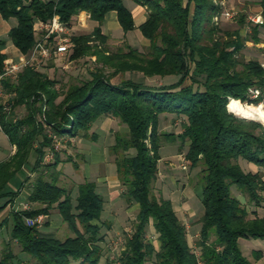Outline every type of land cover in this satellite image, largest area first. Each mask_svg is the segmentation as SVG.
<instances>
[{
  "label": "trees",
  "instance_id": "1",
  "mask_svg": "<svg viewBox=\"0 0 264 264\" xmlns=\"http://www.w3.org/2000/svg\"><path fill=\"white\" fill-rule=\"evenodd\" d=\"M132 1L147 9L138 29L149 43L140 49L123 41L113 51L106 46L108 37L100 25L105 14L114 10L124 33L135 27L123 0H0V15L16 20L8 36L22 54L36 42L34 22L57 15L69 25L73 15L87 11L97 25L89 34L72 35L73 46L65 54L73 60L94 55L100 64L62 90L41 70L44 62L38 67H21L14 81L9 76L2 78L3 90L11 96L6 102L0 97V125L15 151L0 162V198L10 197L0 209L16 194L4 190L10 176L31 152L36 154L32 168L36 175L27 196L31 207L9 214V235L20 250L15 253L7 247L0 264H99L100 232L102 227H110L102 217L103 198L94 180L63 182V164L71 163L77 169V163L68 155L59 157L54 140L64 136L96 140V133L89 130L105 115L117 118L128 129L127 135L115 133L109 151L125 202L137 204L132 232L117 257L118 264H254L241 250L239 240L264 239V215L257 211L264 205V179L259 170L246 169L243 163L264 168V125L230 112L227 104L230 98L246 103L264 98V66L257 57L246 60L242 54L246 41L256 46L261 40L264 23L236 13L238 28L244 23L249 26L242 36L238 29L227 31L219 23L225 18L222 0ZM259 4L264 16V0ZM5 58L0 50V73ZM125 72L170 80L161 85L132 77L111 82L113 76ZM254 89L259 90L255 98L251 97ZM21 105L26 112L16 117L14 108ZM161 115L180 117L181 131H160ZM177 140L187 142L189 167H199L198 255L188 244L185 226L170 198L156 186L161 146ZM46 149L52 157L43 162ZM232 187L246 198L244 203ZM53 209L71 232L62 239L24 220L49 215ZM149 225L157 234L158 248L146 237ZM253 252L259 260L262 250Z\"/></svg>",
  "mask_w": 264,
  "mask_h": 264
},
{
  "label": "rangeland",
  "instance_id": "2",
  "mask_svg": "<svg viewBox=\"0 0 264 264\" xmlns=\"http://www.w3.org/2000/svg\"><path fill=\"white\" fill-rule=\"evenodd\" d=\"M222 1L225 4V0H222ZM242 6L241 5H239V7L231 6L230 8V5H226V6L224 5V8L222 9V11L224 12V10L233 9L236 13H244L246 15L247 20H249L248 19L249 16L256 15L255 12L252 10V6H254V2L251 1L249 3H246L245 6L243 7ZM235 17L236 16L229 18V19L224 18L219 23L221 24V26H223V29L227 31H233L236 29L239 30L242 27L238 28L235 22ZM123 41H126V40H122V39L113 40L112 39L106 42V46L108 47L109 50L114 51L119 45L123 43ZM97 44L98 42L96 41V45ZM137 45L140 46V49H144L148 44L142 45L137 42ZM97 46H99V44ZM242 54H243V58L246 60L252 57H257V59L261 62V65L262 63H264V50H262V46L261 47L254 46L253 43L246 44L245 48L242 51ZM68 56L69 54H64L60 56V58L52 57L50 60L46 61L43 64L44 66L42 69H41V66L39 68L48 77H50L51 79H54L55 82L57 83L56 86L57 87L60 86L61 90L65 88L66 85H68L69 83H75L81 79H84L85 77L88 76L89 71L93 70L96 66L97 67L100 66V64H98V62L95 61L94 55H87L77 60H73ZM105 72L107 74L110 71L109 69H106ZM130 77H132L134 80H143V82L153 84V85H161L165 81L168 82V80H170V79H165V78L163 79L157 76L147 78L143 76L141 73L125 72L124 74H118V75L113 76L111 78V82L117 83L122 78H130ZM185 81H186L185 83H189L188 79H186ZM8 97H9L8 94L4 95L1 98V101L6 102ZM60 98L61 97H59L58 99ZM236 100L246 107L261 105L262 111H264V98H262L257 103H246V102H241L239 99H236ZM228 104H229V100H228ZM228 104H227L228 110L230 112H233L229 109ZM25 112H26V108L22 105L14 108V114L16 117H20L24 115ZM233 113L238 116L244 117V118L257 120L262 125H264V119H261L257 116H245V115H241L235 112ZM108 124H111V127H114V135L115 133H120L121 135H127L126 134L127 130L122 131V128L125 125L122 124L117 118L113 117L111 122L105 121L103 125H106L107 127ZM181 124H182V119L178 116L161 115L159 124H158V129L160 131H167V132L171 131L177 134L181 131ZM98 127H99V124L93 123L89 131L92 132ZM111 127L110 128L107 127L106 129L110 131ZM76 142L77 140H75V137L70 138V139L68 136H64L63 138L62 137L56 138L54 140V143L56 146V150L59 153V157L65 158L68 155L76 163L81 162V159L77 157V155H75L76 154L75 150L78 146ZM113 142H114V138H113ZM176 144L178 145L183 144L182 146H179V147L177 145V151L175 153L176 157L165 160V163H163V161L161 160L160 161L158 160V162L161 163L159 165H162L163 163V167L161 166L159 168L160 170L158 171V180L156 182V186L161 188L162 193L165 197L170 198L178 217L181 219V221L183 222L185 226L188 244L190 248L192 249V251L198 255L199 247L196 245L197 239L199 238V231L197 230L198 229L197 219L202 210V205L200 201L198 202V197L196 196L193 190H194V187L197 188L198 186H200V184H198L197 182L198 180L197 174L199 171V167L197 166L194 168H190L187 162L186 169L181 168L177 157L181 153L185 156V153H186L185 145L187 144V142L177 140ZM9 149H10V145L8 144L6 138L4 137V134L0 132V162H2L5 159L6 152ZM45 151L46 152L44 154L43 159L49 160L50 158L48 157H52V153L48 149H46ZM165 152L166 151L162 150L161 148L160 153L163 156L165 155ZM109 153L112 154L110 151ZM34 163H35V155L33 152H31L28 155L26 162L20 168L15 170L10 176L9 183H10V188H12V190H14L15 192L19 191L21 189L22 184L27 180H30V181L26 183V186L24 187V189L30 188L29 185L32 179L34 178V176L36 175V173H33V174L31 173ZM171 167H175V168H171ZM62 169H64L68 173H71L72 175H76L75 174L76 169L73 168L71 163H68V165H65ZM62 180L63 182L66 183V185H71L73 183L74 184L76 183L70 180L68 176L62 177ZM73 186H74L73 187L74 193L72 192V197L74 198L75 185ZM186 186L190 187L191 190L193 191V195L190 196L189 199L185 196L183 192V187H186ZM232 192L236 194V196L242 203L246 201V198L243 195H241L239 192H237V190L234 187H232ZM6 200H4V198L0 199V205H2ZM26 202H27L26 198L23 199L22 197L15 198L14 200V203L20 209L22 206L26 207L27 205ZM184 203H185L186 208L184 207ZM120 206H121V210L119 213L122 214L119 216L120 224L116 223L118 219L116 218L114 221L112 220V222H110L109 228L102 227L101 229V232H100L101 240L99 242V245L102 247V256L99 260V264H103V261L111 262V264H118L117 257L118 255H120V253L125 248L126 239L132 232V223L134 221V216L136 212V204L131 203L128 205V203L125 202L123 196L121 195ZM183 209H186L189 211L187 212V211H184ZM10 213L11 212L8 213L7 222H4V223L2 222L0 224V258L2 256V253L9 246L12 248V250L15 253H17L20 250V247L17 244H15V241L11 240L10 235H9V230L12 224L11 216H9ZM57 217L58 216L56 214V209H53L50 213V216L47 218H44L43 223L40 226H38V229L41 230L45 234H51V235H54L62 239L66 235L71 234V232L68 230V228L63 222H59ZM156 236L157 234L155 233L153 227L149 225L147 228L146 237L148 239H151L155 243V246L158 247ZM251 242H254L255 244L256 241L254 239L240 240L239 244H240L241 250L247 256L250 262L254 264L256 263L264 264V260L261 259L257 261L254 259V256H253L254 252L252 251L253 250L252 248H255V245L252 244ZM151 263L152 262H147V264H151ZM72 264H75V263H72Z\"/></svg>",
  "mask_w": 264,
  "mask_h": 264
},
{
  "label": "crops",
  "instance_id": "3",
  "mask_svg": "<svg viewBox=\"0 0 264 264\" xmlns=\"http://www.w3.org/2000/svg\"><path fill=\"white\" fill-rule=\"evenodd\" d=\"M127 1V2H126ZM254 2V6H252V10L255 12V14H261L262 13V7L259 4V0H225V6L230 5L234 7L239 5L245 6L246 3L249 2ZM124 4L129 8L132 14L133 22H134V28L132 30H129L127 32H123L119 22L117 21V16L116 12L114 10L108 11L105 14L104 20L102 21V24L100 25L101 27V32L108 37V41L114 40V39H122L126 40L129 45L135 47V48H140V46L137 45V42L146 45L149 43V41L142 36L140 30L138 29V26L145 20L146 14H147V9L145 6L134 3L132 0H123ZM242 6V7H243ZM250 9V8H249ZM253 12V13H254ZM35 23L33 24V33L35 35V39H39L41 32L34 30L35 29ZM16 24V20L14 18H9V19H4L0 15V50L1 52L6 54V58L4 60H11L15 63H18L20 58L27 55L20 53L17 48L13 45L10 37L8 36V31L12 26ZM97 25V21L90 19L89 13L85 10L79 11L77 14L73 15L72 21L69 24L70 27V34L72 35H82V34H89L93 28ZM249 31V26L248 24H244L242 28L239 29V34L240 35H245ZM259 36L261 40L255 44L256 46L261 47L264 45V31L259 32ZM136 43V44H135ZM252 43L251 41H246V44ZM73 44L71 45V47ZM70 47V48H71ZM57 58V57H56ZM60 58V56H58ZM47 60V59H46ZM46 61H44L45 63ZM12 79V78H11ZM13 81L16 80L12 79ZM6 95L4 90H3V96ZM11 96V94H8ZM2 96V97H3ZM9 106H5V109L8 110ZM111 116L105 115L102 116L94 121L95 124H99V127L94 130V132L97 135L96 140H91L89 137H83V136H77L75 137V140H77V148H76V154L77 157L81 159V162L77 163V169L75 171L76 175H72L71 173L66 172L64 169V173L68 176L70 180L74 182H79L83 181L84 179L87 180H94L96 183V190L101 194L103 198V211H102V217L109 222L114 221L116 218L118 224H120V218L119 216L122 215L120 214L121 206H120V200H121V195H122V186L121 182L117 176L116 173V166L113 161V155L109 153V147L113 143V138H114V127H111V124H108V128L111 127L110 131L106 129V125H103L105 121H112ZM101 125V126H100ZM113 129V130H112ZM128 130L126 126L122 128V131ZM0 132L4 134V137L6 138L8 144L10 145V149L6 152L5 159H8L15 151V145L10 143L8 140L7 135L3 132L2 129H0ZM77 138V139H76ZM177 145L176 142L174 143H165L161 146L162 150L166 151L165 155L163 156L160 153V159L159 161H163L165 163V160H168L170 158H174L175 153L177 151ZM161 150V149H160ZM34 155H36L34 153ZM47 161L43 159V162ZM159 165L161 163L158 162V169L162 166ZM169 164V163H168ZM65 165H68V163L63 164V167ZM170 166V165H169ZM60 167V164L58 165V168ZM243 167L246 169L252 170V171H257L259 170L262 174V179H264V168L257 167L252 164H247L246 162L243 163ZM175 168V167H171ZM160 170V169H159ZM33 174V169L31 171ZM78 180H77V179ZM30 180L25 181L21 189L16 192L15 196L11 198V200L6 204V206L2 209H0V224L3 222V220L8 216V213L11 211H21L23 209L30 208V203L27 200V196L30 193V188L24 189L26 186V183H28ZM6 191H14L12 188H10V183L8 182L6 187L4 188ZM25 190V191H23ZM200 186L197 188L194 187V192L196 196L198 197V202H199V196H200ZM193 191L191 190L190 187L186 186L183 187V192L185 196L189 199L190 196L193 195ZM264 195V191L261 193ZM22 197L23 199L26 198V208L21 207L18 208V206L14 203L15 198ZM4 198V200L10 199V197L5 196L1 197L0 199ZM117 204V205H115ZM1 206V205H0ZM188 206V205H186ZM185 207V203H184ZM183 207V208H184ZM137 208V204H136ZM174 208V207H173ZM186 208V207H185ZM175 210V209H174ZM184 211H189L186 209H183ZM257 211L264 215V205L258 206ZM57 218L59 222L60 216L56 210ZM45 218L49 217V215H44ZM197 230L199 231L200 229V223L197 224ZM41 231V230H40ZM198 240V239H197ZM242 240V239H241ZM245 240V239H243ZM256 242H251L252 244L255 245V248H252L253 250L260 249L262 250L261 258L259 260H264V239H254ZM157 241V239H156ZM250 241V240H249ZM253 241V240H251ZM153 242V241H152ZM240 242V240H239ZM158 246L159 242L157 241ZM154 246L155 243L153 242ZM155 248H158L155 246ZM252 250V251H253ZM258 261V260H257ZM105 261H103L104 263ZM257 264V263H256Z\"/></svg>",
  "mask_w": 264,
  "mask_h": 264
},
{
  "label": "built area",
  "instance_id": "4",
  "mask_svg": "<svg viewBox=\"0 0 264 264\" xmlns=\"http://www.w3.org/2000/svg\"><path fill=\"white\" fill-rule=\"evenodd\" d=\"M221 4L224 5L223 1H221ZM235 14L236 12L233 9L224 10L223 12L226 19L234 17ZM248 19L254 23H264V16L261 14L249 16ZM213 20L218 21V16H214ZM35 25L34 30L40 31L41 35L40 38L36 40L34 46L27 53V55L21 57L18 63L11 60L3 61V72L0 73V97L3 95V77L9 76L14 79L16 78V73L21 69V67L25 65L38 67L42 62L52 56L56 57L64 55L72 45L69 25L60 21L57 15H54L47 21H37ZM262 50H264V45H262ZM262 65H264V63H262ZM258 95L259 90L254 89L252 97H256ZM181 154L178 155L177 159L180 163V167L186 169L187 160L185 156ZM44 218L45 216L40 214L34 217H25L24 220L29 226H40L43 223Z\"/></svg>",
  "mask_w": 264,
  "mask_h": 264
},
{
  "label": "bare ground",
  "instance_id": "5",
  "mask_svg": "<svg viewBox=\"0 0 264 264\" xmlns=\"http://www.w3.org/2000/svg\"><path fill=\"white\" fill-rule=\"evenodd\" d=\"M228 107L231 111L245 115V116H257L261 119H264V111H262V106H243L237 100L230 98Z\"/></svg>",
  "mask_w": 264,
  "mask_h": 264
}]
</instances>
